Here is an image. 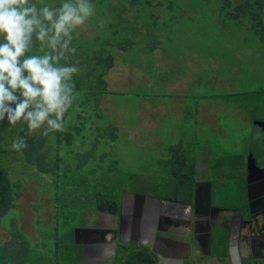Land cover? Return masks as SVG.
<instances>
[{
    "label": "rangeland",
    "instance_id": "1",
    "mask_svg": "<svg viewBox=\"0 0 264 264\" xmlns=\"http://www.w3.org/2000/svg\"><path fill=\"white\" fill-rule=\"evenodd\" d=\"M230 1L234 4L235 0ZM163 3L165 18L174 16L175 19L164 20L167 27L165 30L160 29L157 47L152 50L151 40L144 37L125 51L112 48V65L102 77L106 89L123 92L109 95L104 93L98 96L96 101L86 93L77 96L76 101L85 104V113L91 117L97 118L93 112L96 103L104 108L106 115H110L106 112L110 105V112L121 116L115 118V122L122 132L117 133L114 141L101 139L96 151L106 152V158L102 160L103 165H108L109 161L114 159V168L117 171L133 173L140 177L137 181L125 182L126 187L135 185L133 194L181 201L179 190L182 187L179 181L170 175L166 167L157 163V160L167 158L169 149L174 147L178 148L179 154L186 153L194 160L198 155H203L214 166L219 156L243 151L248 135L250 139L255 137L251 130L254 117L264 118V31L261 32L263 35H259L245 17L234 18L223 10L220 11V0H163ZM261 4L264 6V0H261ZM128 9L126 17L130 21L135 9ZM156 11L160 12V9L157 8ZM140 16L137 20L143 22V17L141 14ZM262 18L264 23V9ZM101 19L94 22V14L75 34L79 41L88 38L85 44L90 49L92 46L89 45L92 43L98 46L97 37H106L110 31L107 26L109 20L105 15ZM115 20L118 21L117 17ZM191 54L200 59L215 57L217 61L193 60ZM78 63L79 61L75 62V65ZM172 63L175 66L168 68ZM89 65L90 62H87L77 67L80 73L85 74L88 73ZM181 73L187 87L181 114L165 117L153 112V118L156 119L157 116L159 119L158 133L148 132L143 122L146 119L143 114L145 103L140 97L143 93L161 92L164 90L166 79ZM215 76L217 79L212 86L203 82ZM206 94L209 98L204 102L213 103L215 109H210L207 105L202 106L201 117L198 118L192 103H197L200 99L203 103ZM231 103L247 106L252 119L235 115ZM137 116L142 122H136L134 127L133 122ZM70 117L73 120V116ZM198 119L202 122L199 123ZM97 120L101 125L108 121V117H98ZM127 128L134 129L127 131ZM4 132L5 129L2 128L0 160L11 179L20 186V194L15 199L16 212L14 210L12 214L18 231L31 241H39L42 234L49 235L51 232L48 224L44 225L40 221L41 219L45 223L49 222L52 216L53 199L48 176L34 172L19 156H10L14 149L10 138ZM85 134L91 137L94 132L85 131ZM244 155L247 159L248 153ZM232 159L234 160V157ZM209 175L213 176L212 171ZM125 192L121 195H127ZM241 200L242 198L238 201ZM58 207L59 215L66 216V220L73 216L68 223H76L80 217V214H76L78 209L73 208V201ZM4 221L9 222V217H3L1 220L0 241L10 236L9 228L2 224ZM50 242L47 244L50 245Z\"/></svg>",
    "mask_w": 264,
    "mask_h": 264
},
{
    "label": "trees",
    "instance_id": "2",
    "mask_svg": "<svg viewBox=\"0 0 264 264\" xmlns=\"http://www.w3.org/2000/svg\"><path fill=\"white\" fill-rule=\"evenodd\" d=\"M46 1L56 4L60 2ZM91 2L95 6L94 22L101 21V17L105 15L109 20L107 26L110 31L106 37H97L99 44L96 46L92 43L89 45L92 46L91 49L85 44L88 38L79 41L74 37L76 52L71 63L79 61L77 64L79 67L82 63L90 62L88 73L83 74L79 71L74 80L78 97L87 93L96 101L98 96L104 93H117L105 88L102 77L112 65V48L125 51L137 40L140 41V38L149 37L145 39L151 40L152 49L159 42L160 29L165 30L167 27L164 20L172 21L175 18L174 16L165 18L163 0H91ZM129 7L135 9L130 21L126 17ZM157 8L160 12L156 11ZM263 9L261 0H235L234 4L230 0H220L219 4V10H223L225 14L248 19L250 26L259 35H263L261 32L264 31ZM140 14L143 22L137 20L138 16L141 18ZM88 74L90 75L87 76ZM85 112H87L85 104L82 105L75 100L65 116V129L49 133L47 136L39 132L28 136L26 125L17 124L11 127L6 120L0 122V131L2 128L5 129L4 133L8 135L11 143L17 137L26 140L27 147L19 152L13 150L10 156H19L34 172L47 175L53 199L50 221L45 223L40 219L44 225L48 224V229L51 230L49 235L42 234L39 241H31L24 237L18 231L12 214L15 210V199L20 194V186L11 179L0 160V223L3 217L8 216L9 222L4 221L2 224L7 225L10 230V236L0 241V264H75L78 258V245L74 244L72 239L74 223L67 222L73 216L66 220V216L59 215L58 206L73 201L75 203L73 208L78 209L76 214L82 215L83 211L91 209L107 215H117L120 194L134 191L135 185L130 184L126 187L125 182L137 181L140 177L133 173L117 171L114 168L116 162L114 159L110 160L108 165H103L102 160L106 158V152L96 151L101 139L111 141L116 139V126L112 123L92 125L97 118ZM93 112L95 113V107ZM70 116H73V120ZM85 131H93L94 134L90 137ZM169 150L168 157L158 159L157 163L166 167L170 175L179 181L184 197L190 198L194 168L185 170L184 157L178 153V148L171 147ZM114 252L118 264H158L154 254L145 246L117 242Z\"/></svg>",
    "mask_w": 264,
    "mask_h": 264
},
{
    "label": "crops",
    "instance_id": "3",
    "mask_svg": "<svg viewBox=\"0 0 264 264\" xmlns=\"http://www.w3.org/2000/svg\"><path fill=\"white\" fill-rule=\"evenodd\" d=\"M191 56L194 57L193 60L198 61H211L214 59L217 61L215 57L200 59L194 54H191ZM174 66L175 64L172 63L168 68H173ZM182 75L181 73L166 79L164 81V90L161 92L143 93L140 97L141 101L144 100L143 103H145V112H143V114L146 119H144L143 122L148 132L158 133L157 120L159 119L157 116L155 117L156 119L153 118V112H155L156 115L165 117H175L181 114L180 110L184 104L183 99L187 91L186 82ZM216 79L217 76L211 77L203 82L212 86L216 82ZM201 82L199 77V83ZM106 95H109V93ZM203 98V103L199 98L197 99L199 100L197 103H192L194 110H196L195 115H197L198 118L201 117L200 109L202 106L207 105L210 109H215L213 103L208 102L206 104L204 102V100L209 98V95L206 94ZM230 106L234 108L235 115H239L241 118H243V116L247 117L248 120L252 119L249 116L250 112L248 108H246L247 106L241 103H231ZM262 106L264 109V104H262ZM108 107L109 109H107L106 112L110 115H106L104 108H101L99 103H96L95 115L97 118L107 116L108 121L103 122L102 125L112 123L116 126L117 133H119L122 129L116 124L115 118H121V116L110 112V105H108ZM100 114H102L101 117ZM167 114L170 116H167ZM254 119V122L251 124V130L252 133H254L253 136H255V139L252 137L250 139V135H248L246 146L243 151H234L231 154L219 156V159L214 162V166H212L210 160L205 159L203 155H198L197 159L194 160V158H189L186 153H180V155L184 157L185 170L194 168V177L196 179L202 178L210 181L212 190L211 204L213 206L238 208L240 212L244 214L249 208L248 204L251 209H258L264 205V201L262 200L264 191L261 190L263 189V185L259 184L260 179L257 181L256 179L249 180L247 177L250 171H260L257 170V166L261 167V165H264V162L261 161L262 157H264V128L257 124V121H264V118L254 117ZM136 122L138 124L141 123L142 120H139L137 116V119L133 122L134 127ZM200 122L202 121L199 120V123ZM98 123L99 120L96 119L95 123L91 124L97 125ZM124 123L125 125L127 124L126 121ZM131 129L127 128L126 130L131 131ZM245 153L249 154L247 159H245ZM232 155L234 160L232 159ZM211 171L213 173L212 177L209 175ZM254 187H258L259 189L255 190ZM125 193H127V195H125L127 197L120 194L119 211L115 217L87 209L83 211V214L80 215L77 222L73 224V229L75 227H81L95 230L89 235L82 234L79 236L81 245L77 247L78 258L75 260V264H118L115 260L116 256L114 255L115 247L113 249L111 242L106 243L99 240L103 237L101 229L111 227L114 225L115 221L117 222L118 218L119 232L115 243L121 242L141 245L149 250L151 247L153 249L151 251L154 253L158 264H264V239L260 238V232H262L261 234L264 236V229L259 227L262 224L264 225V219L257 218L256 221L251 222L252 232H247V230L244 229H238L237 231V227H235L230 231L228 230L226 235L217 238L212 236L210 239H207L205 224L200 225L199 221H197L198 218L191 229H188L189 231L187 234L180 228H178L181 230L179 231L176 226L172 224L163 227L156 222L159 214V206L157 204L145 199L135 198L132 192ZM241 198L242 200L238 201ZM149 203L153 207V211H150L152 212L150 213V217L147 215V207L144 206ZM126 207L128 209H125ZM132 207H134L135 210L132 214L133 216L130 215V209ZM218 214L217 217L223 220L226 218V215H236L234 211L232 213L219 212ZM203 222L205 223V221ZM96 223H98V225ZM246 235L251 236L246 237ZM104 237L105 239L108 238L109 241V234L104 233Z\"/></svg>",
    "mask_w": 264,
    "mask_h": 264
},
{
    "label": "clouds",
    "instance_id": "4",
    "mask_svg": "<svg viewBox=\"0 0 264 264\" xmlns=\"http://www.w3.org/2000/svg\"><path fill=\"white\" fill-rule=\"evenodd\" d=\"M94 14L91 0H0V122L26 125L28 136L65 129L78 96L74 37Z\"/></svg>",
    "mask_w": 264,
    "mask_h": 264
},
{
    "label": "water",
    "instance_id": "5",
    "mask_svg": "<svg viewBox=\"0 0 264 264\" xmlns=\"http://www.w3.org/2000/svg\"><path fill=\"white\" fill-rule=\"evenodd\" d=\"M257 124L264 128V121H257ZM249 155V154H248ZM261 161L264 162V157H262ZM247 167V163H246ZM262 167V169H261ZM261 167L257 166V170H264V165H261ZM211 183L208 180H198L195 177L193 178L192 188H191V195H190V201H174L170 199H162V198H156V197H149V196H143L139 194H133L135 198L139 199H145L147 201H151L154 204H157L159 206V214L164 215L165 218H172L177 217L180 220L183 219V228L189 229L192 227V225L195 223L197 217H200V215H203L208 210H213L217 212H225V213H232L233 211L236 213V215H228L225 218V221L223 224L217 223V222H206L205 230H206V237L207 239H210L212 236L217 238L219 236H222V234H226L228 230L230 231L232 229V226L237 227L238 229H244L247 230V232H252L251 228V222H254L257 220V218L264 219V205L258 209H251L250 205L248 204V210L246 213H241L238 208H222L218 206L211 205ZM264 198V194H263ZM95 212V211H94ZM101 214V213H100ZM115 217V216H114ZM118 218V217H117ZM161 218V217H158ZM233 219L235 221L233 222ZM235 224V225H234ZM261 229H264V225L262 224L259 226ZM95 230L92 229H86L81 227H75L73 229V240L74 243L77 245H81V241L79 239V236L82 234H91ZM103 237H101L99 240H102L104 242L108 241V238L105 239L104 233L109 234V239L111 238V244L114 249L115 247V241L117 239V235L119 232V218L116 223H114V227L111 228H103L101 229ZM260 232V238L264 239V236H262ZM251 236V235H249Z\"/></svg>",
    "mask_w": 264,
    "mask_h": 264
},
{
    "label": "flooded vegetation",
    "instance_id": "6",
    "mask_svg": "<svg viewBox=\"0 0 264 264\" xmlns=\"http://www.w3.org/2000/svg\"><path fill=\"white\" fill-rule=\"evenodd\" d=\"M246 176V175H245ZM247 177H248V179L249 180H254V179H256V181L257 180H259L260 182H259V184L260 185H263V189H261L262 191H264V170H262V171H258V172H249V175H247ZM246 177V178H247ZM198 180H205V179H202V178H199ZM254 189L255 190H258L259 188L258 187H254ZM183 189L181 188L180 190H179V192L181 193V201H187V202H189L190 201V198H186V197H184V194H183V191H182ZM264 194V193H263ZM262 200L264 201V198H262ZM212 205V204H211ZM144 206H146L147 207V210H148V212H147V215H149L148 217H150V213H152V212H150V211H153L152 209H153V207H152V205H150V203L148 204V205H144ZM125 209H128L127 207L125 208ZM135 210H134V207H132L131 209H130V215H132L133 214V212H134ZM219 212H217V211H213V210H208L206 213H204L203 215H200V217H197L198 219H197V221H199V223H200V225L201 224H205L207 221L208 222H210V223H212V222H219V223H221V224H223V222L225 221V218H224V220L223 219H220V218H218L217 216L219 215L218 214ZM118 214V213H117ZM264 215V214H263ZM113 217L115 216V215H112ZM133 216V215H132ZM227 216V215H226ZM158 217H161V218H158ZM158 217H157V220H156V222L157 223H159V224H161L163 227L164 226H166V225H169V224H172L173 226H176V228L178 229V228H180L183 232H185V234H187L188 233V231L189 230H187V229H185V228H183V222H184V220L183 219H179V218H177V217H172V218H170V219H168V218H165L164 217V215H160V214H158ZM183 221V222H182ZM203 221H205V223L203 222ZM235 221V219H233V222ZM114 223H116V221L114 222ZM97 225H98V223H96ZM235 225V224H234ZM113 227H114V225H112ZM111 226V227H112ZM205 226H206V224H205ZM111 227H107V228H111ZM232 228H235V226H232ZM180 229H178L179 231H181ZM189 229H191V228H189ZM191 231V230H190ZM226 231L227 230H225V233L224 234H222V236L223 235H226ZM184 234V233H183ZM246 237H249V236H247L246 235ZM109 242H111V238L109 239V241H107L106 243H109ZM117 243V242H116ZM116 243H115V245H116ZM148 249V248H147ZM149 250V249H148ZM151 250H153L151 247H150V251ZM152 252V251H151ZM154 254V253H153Z\"/></svg>",
    "mask_w": 264,
    "mask_h": 264
}]
</instances>
